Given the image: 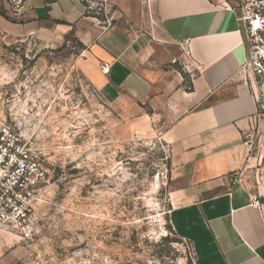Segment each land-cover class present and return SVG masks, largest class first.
<instances>
[{
    "label": "crops",
    "instance_id": "crops-1",
    "mask_svg": "<svg viewBox=\"0 0 264 264\" xmlns=\"http://www.w3.org/2000/svg\"><path fill=\"white\" fill-rule=\"evenodd\" d=\"M26 5L30 17L21 24L7 18L12 10L0 0V29L54 39L72 34L92 57L101 95L111 103L133 102L144 124L160 130L174 182L169 218L193 245L194 264H264V214L253 205L256 193L244 178L258 168L248 137L264 131L258 103L264 102V79L241 72L249 44L234 2ZM104 62L111 64L109 73L102 71ZM234 175L238 182L231 181Z\"/></svg>",
    "mask_w": 264,
    "mask_h": 264
},
{
    "label": "rangeland",
    "instance_id": "rangeland-1",
    "mask_svg": "<svg viewBox=\"0 0 264 264\" xmlns=\"http://www.w3.org/2000/svg\"><path fill=\"white\" fill-rule=\"evenodd\" d=\"M8 6L9 20L29 19L27 5ZM91 58L72 34L0 29V124L39 147L47 171L39 232L1 233L0 264H194L193 245L169 218V145L136 104L101 95ZM258 169L244 175L256 195L264 193Z\"/></svg>",
    "mask_w": 264,
    "mask_h": 264
},
{
    "label": "built area",
    "instance_id": "built-area-1",
    "mask_svg": "<svg viewBox=\"0 0 264 264\" xmlns=\"http://www.w3.org/2000/svg\"><path fill=\"white\" fill-rule=\"evenodd\" d=\"M239 9V16L247 34L249 52L241 72L250 79H264V0H232ZM16 13L27 4V0H9ZM190 63L183 64L189 70ZM111 64L104 62L102 71L109 73ZM199 69L198 67H196ZM259 112L264 102L258 99ZM249 146L256 149L258 172L264 174V131L249 134ZM43 151L27 142L23 135L6 123L0 124V234L13 232L23 240L34 238L39 232L35 224V205L44 193L43 184L47 171L44 167ZM264 179V175L261 176ZM239 175L231 178L238 182ZM253 197V205L264 214L261 196Z\"/></svg>",
    "mask_w": 264,
    "mask_h": 264
},
{
    "label": "water",
    "instance_id": "water-1",
    "mask_svg": "<svg viewBox=\"0 0 264 264\" xmlns=\"http://www.w3.org/2000/svg\"><path fill=\"white\" fill-rule=\"evenodd\" d=\"M261 200L264 203V195L261 196Z\"/></svg>",
    "mask_w": 264,
    "mask_h": 264
}]
</instances>
